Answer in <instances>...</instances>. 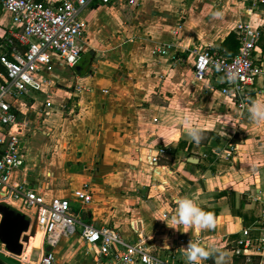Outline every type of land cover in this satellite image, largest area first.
I'll use <instances>...</instances> for the list:
<instances>
[{
  "label": "crops",
  "instance_id": "crops-1",
  "mask_svg": "<svg viewBox=\"0 0 264 264\" xmlns=\"http://www.w3.org/2000/svg\"><path fill=\"white\" fill-rule=\"evenodd\" d=\"M2 2L4 43L15 27ZM176 3L137 0L128 6L115 0L105 6L96 1L82 12L87 29L79 41L80 61L69 67L54 56L42 70L51 85L12 101L26 128L21 130L24 165L13 172L11 183L24 184L46 202L69 200L84 221L110 226L127 241L142 237L151 254L168 264L187 263L178 247L183 238L226 251L225 264H264L251 251L233 252L243 230H250L252 239L262 232L264 122L250 120L248 107L264 100V73L244 109L221 93L219 76L201 82L194 76L203 50L226 57L238 53L242 23L263 31L257 56L264 65V13L252 11L248 0ZM146 13L150 17L142 20ZM3 52L0 48V56ZM5 81L0 63V85ZM185 115L202 129L199 142L185 135ZM231 146L237 151L228 158L224 154ZM160 148L169 153L154 166L151 159ZM85 186L92 194L89 205L74 199V191ZM180 198H191L209 213L210 227L178 224L173 217ZM20 213L31 220L22 235V260L32 239L39 248L43 230L33 215ZM49 251L56 264H105L96 262V250L79 234Z\"/></svg>",
  "mask_w": 264,
  "mask_h": 264
},
{
  "label": "built area",
  "instance_id": "built-area-1",
  "mask_svg": "<svg viewBox=\"0 0 264 264\" xmlns=\"http://www.w3.org/2000/svg\"><path fill=\"white\" fill-rule=\"evenodd\" d=\"M96 1L107 6L115 0L2 2L3 9L11 16L15 31L4 43L0 42V48L7 51L0 56V63L6 70V81L0 85V203L33 215L38 227L43 230L36 264H56L53 253L47 251V248H53L61 239L76 234L84 239L87 246L96 250V262L168 264L151 254L142 237L137 241H127L118 230L110 226L96 227L84 221L81 213H73L69 200L54 199L46 202L42 195L24 184L11 183L13 172L24 165L21 130L26 128L25 124L19 122L12 101L20 99L31 90L38 92L51 85V81L42 77V70L51 64L54 56H58L69 67H74L80 61L83 47L79 41L87 29L81 14ZM126 1L128 6L137 5V0ZM248 2L252 11L264 13V0ZM236 34L239 40L238 53L226 57L209 49L203 50L196 57L194 76L199 82L213 75L219 76L222 79L221 93L237 103L240 109H244L256 81L264 73V65L257 56L263 31L250 23H242ZM236 151V146H231L224 155L233 158ZM168 153L167 148H160L152 157L151 164L158 166L160 159ZM74 199L82 205H89L92 202L90 188L85 186L75 190ZM260 219L261 236L252 239L250 230H243L233 250L236 255L251 251L264 259V208ZM189 241L190 238L181 239L178 247L184 250ZM20 257L18 259L23 264Z\"/></svg>",
  "mask_w": 264,
  "mask_h": 264
},
{
  "label": "clouds",
  "instance_id": "clouds-1",
  "mask_svg": "<svg viewBox=\"0 0 264 264\" xmlns=\"http://www.w3.org/2000/svg\"><path fill=\"white\" fill-rule=\"evenodd\" d=\"M249 118L255 123L264 122V100L255 99L248 107ZM184 133L195 142L202 139V129L193 124L189 115L183 117ZM173 219L180 225L210 227L211 216L196 205L191 198H180L176 201V215ZM187 264H199L201 260L213 257L215 264H225L227 252L215 246H204L190 239L184 247Z\"/></svg>",
  "mask_w": 264,
  "mask_h": 264
},
{
  "label": "water",
  "instance_id": "water-1",
  "mask_svg": "<svg viewBox=\"0 0 264 264\" xmlns=\"http://www.w3.org/2000/svg\"><path fill=\"white\" fill-rule=\"evenodd\" d=\"M190 162L196 163V158L193 157ZM0 214L3 216L0 224V243L5 246L7 252L0 250V264H22L18 259L23 254L22 235L29 230L31 220L27 215L5 204H0ZM50 249L49 247L47 250Z\"/></svg>",
  "mask_w": 264,
  "mask_h": 264
},
{
  "label": "rangeland",
  "instance_id": "rangeland-1",
  "mask_svg": "<svg viewBox=\"0 0 264 264\" xmlns=\"http://www.w3.org/2000/svg\"><path fill=\"white\" fill-rule=\"evenodd\" d=\"M178 1H181V0H171V2L173 3V5L175 6L176 4H178V3H176V2H178ZM186 1H189V0H186ZM179 9H180V7H179ZM149 13H146L145 15H143L142 17H141V19L142 20H147L150 16L148 15ZM2 215L0 214V217H1ZM40 233H41V231H39ZM39 238V237H38ZM37 238V239H38ZM29 240H28V237H27V235H24V237H23V243H27ZM0 248H2L3 249V252L4 253H6L5 251V246L4 247H1V243H0ZM37 249H38V246H37V242L35 243V240L34 239H32L31 241H30V243L27 245V249H26V251H25V256H23L22 258V261H23V264H33V262L35 261V260H37L38 259V253H37Z\"/></svg>",
  "mask_w": 264,
  "mask_h": 264
},
{
  "label": "flooded vegetation",
  "instance_id": "flooded-vegetation-1",
  "mask_svg": "<svg viewBox=\"0 0 264 264\" xmlns=\"http://www.w3.org/2000/svg\"><path fill=\"white\" fill-rule=\"evenodd\" d=\"M2 220H3V216L0 217V224H1ZM1 247H4V246H2V244H1ZM0 250L3 251L2 248H0ZM5 250H6V248H5Z\"/></svg>",
  "mask_w": 264,
  "mask_h": 264
}]
</instances>
